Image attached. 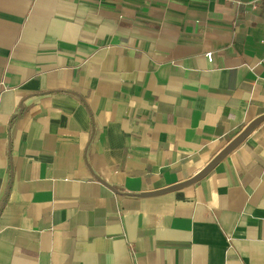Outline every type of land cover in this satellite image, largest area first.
<instances>
[{"label":"crops","instance_id":"crops-1","mask_svg":"<svg viewBox=\"0 0 264 264\" xmlns=\"http://www.w3.org/2000/svg\"><path fill=\"white\" fill-rule=\"evenodd\" d=\"M263 53L264 0H0V264H264V120L183 184Z\"/></svg>","mask_w":264,"mask_h":264},{"label":"water","instance_id":"water-1","mask_svg":"<svg viewBox=\"0 0 264 264\" xmlns=\"http://www.w3.org/2000/svg\"><path fill=\"white\" fill-rule=\"evenodd\" d=\"M264 120V114L257 117L256 119H254L253 121H251L248 125H246L242 131H240L236 137L209 163V165L207 167H205V169H203V171H201V173L194 177L193 179H191L190 181L183 183L184 185L188 184V183H192L194 181H196L199 177H201L210 167H212L218 160H220L227 152L230 151V149H232L235 145H237L242 138L260 121Z\"/></svg>","mask_w":264,"mask_h":264},{"label":"built area","instance_id":"built-area-1","mask_svg":"<svg viewBox=\"0 0 264 264\" xmlns=\"http://www.w3.org/2000/svg\"><path fill=\"white\" fill-rule=\"evenodd\" d=\"M206 57H207V60L208 61H211L212 59V54L210 52L206 53ZM261 62L264 63V53H263V56L261 58Z\"/></svg>","mask_w":264,"mask_h":264}]
</instances>
